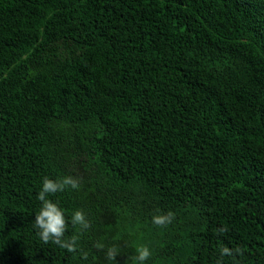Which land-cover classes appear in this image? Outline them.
Here are the masks:
<instances>
[{
  "label": "trees",
  "instance_id": "16d2710c",
  "mask_svg": "<svg viewBox=\"0 0 264 264\" xmlns=\"http://www.w3.org/2000/svg\"><path fill=\"white\" fill-rule=\"evenodd\" d=\"M65 176L49 199L71 251L34 226L43 178ZM141 246L264 264V0H0V264H138Z\"/></svg>",
  "mask_w": 264,
  "mask_h": 264
},
{
  "label": "clouds",
  "instance_id": "9594fccd",
  "mask_svg": "<svg viewBox=\"0 0 264 264\" xmlns=\"http://www.w3.org/2000/svg\"><path fill=\"white\" fill-rule=\"evenodd\" d=\"M66 186L76 189L78 187L77 179L72 176H65L62 179L43 178L37 196V199L41 202V206L34 216V226L38 229V235L42 241L48 242L51 240L60 247L71 251L74 249L75 240L72 239L65 241L63 239L67 228L65 210L62 209L57 202L49 199L50 194L61 192ZM173 216L174 214L171 211L159 213L152 216V222L156 225H166L171 223ZM71 223L74 226H79L83 229H86L89 226L83 211L80 209H76L72 212ZM233 251L238 252L239 250H232L228 247H223L220 250V257L232 256ZM107 255L110 258H114L116 250L114 248L109 249ZM150 255L151 253L147 246L139 247L136 255L138 264H144V261H146ZM217 264H222V259L218 260Z\"/></svg>",
  "mask_w": 264,
  "mask_h": 264
}]
</instances>
